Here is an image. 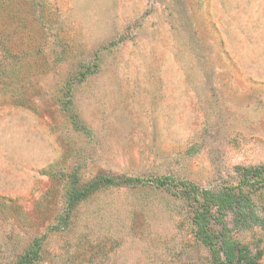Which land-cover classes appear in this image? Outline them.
Wrapping results in <instances>:
<instances>
[{"label":"rangeland","instance_id":"rangeland-1","mask_svg":"<svg viewBox=\"0 0 264 264\" xmlns=\"http://www.w3.org/2000/svg\"><path fill=\"white\" fill-rule=\"evenodd\" d=\"M0 10V264L36 240L31 264H211L187 188L236 186L264 167V0ZM101 176L138 182L68 205L74 181ZM259 186L242 192L264 218ZM211 225L264 264L259 225L231 211Z\"/></svg>","mask_w":264,"mask_h":264},{"label":"trees","instance_id":"trees-1","mask_svg":"<svg viewBox=\"0 0 264 264\" xmlns=\"http://www.w3.org/2000/svg\"><path fill=\"white\" fill-rule=\"evenodd\" d=\"M6 14L5 11L0 10V44L2 47H5L4 39L8 38L10 34L9 27L3 26V18L6 17ZM2 73L5 76V73ZM116 180L112 177L101 176L80 187L74 181L72 189L67 193V203L72 207L100 188L138 182L137 179L132 178ZM261 183H264V167L245 169L236 186L213 190L200 189L194 186L187 188L189 199L195 203L191 219L194 237L210 253L211 264H259L260 253L252 254L246 245L232 239L223 229L219 232L214 231L211 219L214 214L222 217L231 211L234 212L238 221L259 225L264 230V218L255 216L249 196L242 192L243 189L251 190L261 187L259 186ZM236 190L238 192H235ZM38 252L39 245L36 240L19 258L18 264H31Z\"/></svg>","mask_w":264,"mask_h":264}]
</instances>
